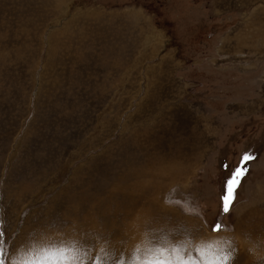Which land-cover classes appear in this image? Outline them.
Segmentation results:
<instances>
[{"label": "rangeland", "instance_id": "1", "mask_svg": "<svg viewBox=\"0 0 264 264\" xmlns=\"http://www.w3.org/2000/svg\"><path fill=\"white\" fill-rule=\"evenodd\" d=\"M0 264H264V0H0Z\"/></svg>", "mask_w": 264, "mask_h": 264}, {"label": "snow or ice", "instance_id": "2", "mask_svg": "<svg viewBox=\"0 0 264 264\" xmlns=\"http://www.w3.org/2000/svg\"><path fill=\"white\" fill-rule=\"evenodd\" d=\"M242 159H243L244 162H247L248 160L253 159V157L248 155V154H245ZM245 171H246V169L238 167L234 171V173L232 175V178L228 181L227 194L222 197L223 211L224 212H228L229 211L230 205H231L232 200H233V194H234L235 188L237 187V185L240 182L239 178L244 175ZM219 227L220 226L217 225L216 226V230H219ZM61 255H62V258L66 259V257H64V255H63V253H61Z\"/></svg>", "mask_w": 264, "mask_h": 264}]
</instances>
